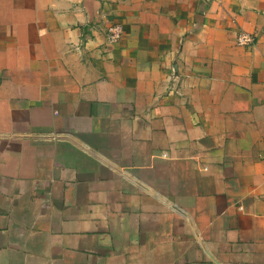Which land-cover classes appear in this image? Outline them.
<instances>
[{"label": "crops", "instance_id": "0c3cea01", "mask_svg": "<svg viewBox=\"0 0 264 264\" xmlns=\"http://www.w3.org/2000/svg\"><path fill=\"white\" fill-rule=\"evenodd\" d=\"M0 264H264V0H0Z\"/></svg>", "mask_w": 264, "mask_h": 264}, {"label": "built area", "instance_id": "2783aa9c", "mask_svg": "<svg viewBox=\"0 0 264 264\" xmlns=\"http://www.w3.org/2000/svg\"><path fill=\"white\" fill-rule=\"evenodd\" d=\"M123 35V29L119 24H112L106 30V42L109 45L116 44ZM254 38L247 33H240L237 38V44L239 46L252 45Z\"/></svg>", "mask_w": 264, "mask_h": 264}]
</instances>
